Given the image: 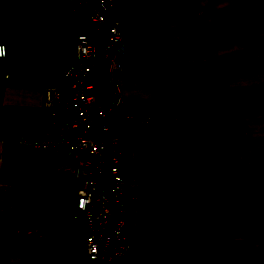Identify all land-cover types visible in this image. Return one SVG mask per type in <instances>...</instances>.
I'll return each instance as SVG.
<instances>
[{"label": "crops", "instance_id": "0c3cea01", "mask_svg": "<svg viewBox=\"0 0 264 264\" xmlns=\"http://www.w3.org/2000/svg\"><path fill=\"white\" fill-rule=\"evenodd\" d=\"M117 17L129 259L264 264V176L229 177L264 168V0H120ZM70 24L66 0H0V264H79L72 162L23 142L51 127L41 84L69 57ZM107 90L101 77L110 106Z\"/></svg>", "mask_w": 264, "mask_h": 264}, {"label": "built area", "instance_id": "2783aa9c", "mask_svg": "<svg viewBox=\"0 0 264 264\" xmlns=\"http://www.w3.org/2000/svg\"><path fill=\"white\" fill-rule=\"evenodd\" d=\"M119 1L66 0L70 17L85 19L89 33L70 34L67 61L57 76L42 81V104L54 114L48 133L23 139L72 162V218L82 232L83 264H134L129 257L136 239L128 221L137 185L121 168L126 151L120 123L132 118L121 112L124 63L117 53L126 40L117 17ZM8 57V46L0 42V59ZM101 77L108 80L110 106L99 99Z\"/></svg>", "mask_w": 264, "mask_h": 264}, {"label": "trees", "instance_id": "16d2710c", "mask_svg": "<svg viewBox=\"0 0 264 264\" xmlns=\"http://www.w3.org/2000/svg\"><path fill=\"white\" fill-rule=\"evenodd\" d=\"M71 29L70 33L71 34H77V33H89V26L88 22L85 19L77 18V17H71ZM0 60H5V59H0ZM263 177L264 176V168H250L246 171L243 172H238L235 174H232L229 176L230 178H248V177ZM72 196V193H71ZM71 202L73 201V198L70 199ZM30 201L32 204H36L40 201V197L37 194L35 190H31L30 192ZM54 222H48L44 226L45 227H50L53 226ZM84 250L83 246H81V249L78 251V263L83 264L84 263Z\"/></svg>", "mask_w": 264, "mask_h": 264}, {"label": "rangeland", "instance_id": "374dc122", "mask_svg": "<svg viewBox=\"0 0 264 264\" xmlns=\"http://www.w3.org/2000/svg\"><path fill=\"white\" fill-rule=\"evenodd\" d=\"M91 25H93V23L90 22Z\"/></svg>", "mask_w": 264, "mask_h": 264}]
</instances>
